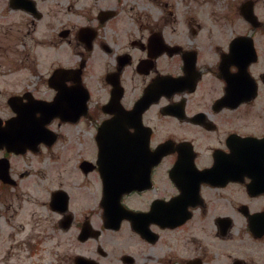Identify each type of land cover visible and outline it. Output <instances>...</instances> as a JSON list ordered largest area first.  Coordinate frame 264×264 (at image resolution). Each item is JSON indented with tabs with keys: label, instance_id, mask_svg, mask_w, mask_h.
I'll use <instances>...</instances> for the list:
<instances>
[{
	"label": "flooded vegetation",
	"instance_id": "1",
	"mask_svg": "<svg viewBox=\"0 0 264 264\" xmlns=\"http://www.w3.org/2000/svg\"><path fill=\"white\" fill-rule=\"evenodd\" d=\"M128 4L0 0V190L77 153L41 212L2 204L0 264H264V0L213 32Z\"/></svg>",
	"mask_w": 264,
	"mask_h": 264
},
{
	"label": "rangeland",
	"instance_id": "2",
	"mask_svg": "<svg viewBox=\"0 0 264 264\" xmlns=\"http://www.w3.org/2000/svg\"><path fill=\"white\" fill-rule=\"evenodd\" d=\"M158 1H167L171 13H165L162 5L157 3L158 5L156 6L149 0H129V6L126 10L127 20H148L145 19L147 16L151 17L152 20H157V18L159 19L164 15L168 21H173V18L176 17L175 20L178 21L179 32H185L182 25L184 20L181 19H189V23L192 25L197 21L201 22L203 32L217 31L224 27L222 23L225 24L226 31H231L232 26L227 20H230V18L238 20L235 8L236 0H205L204 2L202 0L200 2L199 0ZM201 5L203 7H200ZM225 12L228 17L223 20L222 16ZM146 13L147 15L143 17ZM64 145L65 143L59 140L56 145L57 153L59 154L57 159L47 156L39 169H37L39 166L30 163L27 167V176L20 181L16 190L9 189L5 192L0 190V210L4 208L3 203L8 205L6 210H4L5 217L17 212L16 221L11 220L10 223L21 221L22 217L31 211L33 213L41 212L44 209L43 202L47 199L48 189L57 184V179L64 177L66 173L69 174L70 169L74 166L77 153L66 150ZM62 167L67 168V171H62ZM71 181L73 182L74 178ZM3 223L9 222L4 221Z\"/></svg>",
	"mask_w": 264,
	"mask_h": 264
},
{
	"label": "water",
	"instance_id": "3",
	"mask_svg": "<svg viewBox=\"0 0 264 264\" xmlns=\"http://www.w3.org/2000/svg\"><path fill=\"white\" fill-rule=\"evenodd\" d=\"M245 11V13H249V12H247L246 10H244ZM247 15V17H250V15L249 14H246ZM41 116H43V117H40V118H38L37 120H33L34 122H40L41 124L45 121V119H46V117H44V115H41ZM8 123H10V121H8ZM3 127H1L0 128V145L1 144H6V145H10L11 147H15L14 146V143L12 142V138L15 136L14 134H12L11 132H3L1 129H2Z\"/></svg>",
	"mask_w": 264,
	"mask_h": 264
}]
</instances>
